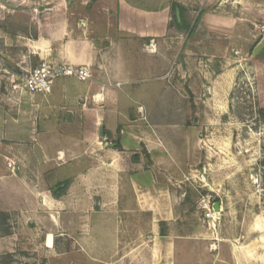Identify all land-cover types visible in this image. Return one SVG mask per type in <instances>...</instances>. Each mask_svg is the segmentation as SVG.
<instances>
[{
  "label": "crops",
  "instance_id": "0c3cea01",
  "mask_svg": "<svg viewBox=\"0 0 264 264\" xmlns=\"http://www.w3.org/2000/svg\"><path fill=\"white\" fill-rule=\"evenodd\" d=\"M173 1L200 18L188 40L181 34L169 43ZM263 20L264 0H0L2 208L30 222L43 208L59 209L65 221L81 224V247L65 258L105 264L113 255L110 264H131L137 248L134 240L120 248L122 232H136L138 218L146 225L175 216L170 186L155 184L146 168L147 154L152 159L164 144L165 123L152 117L168 111L173 77L227 70L233 52L249 54ZM42 60L86 66L90 78L61 76L50 93L13 92L10 74ZM66 182V192L54 196ZM109 234L118 239L114 248L106 247Z\"/></svg>",
  "mask_w": 264,
  "mask_h": 264
},
{
  "label": "rangeland",
  "instance_id": "374dc122",
  "mask_svg": "<svg viewBox=\"0 0 264 264\" xmlns=\"http://www.w3.org/2000/svg\"><path fill=\"white\" fill-rule=\"evenodd\" d=\"M263 23L255 26L257 38L249 54L233 52L227 70L214 68L209 76L186 69L184 79L179 71L174 76L179 78L173 77L179 93L172 94L170 85L168 111L152 117L165 123L164 144L152 159L147 154L146 168L155 184L170 186L175 216L146 225L137 217L136 232H122L127 237L120 248L132 247V240L137 248L131 264H264V121L257 112V102L264 105V62L253 59L264 41ZM171 29L169 43L181 34L190 37ZM139 110L145 119L144 108ZM140 153L147 151L143 147ZM16 168L10 171L16 173ZM118 180L128 183L124 175ZM207 198L220 208L212 226L201 208ZM39 217L30 222L29 215L6 211L0 204V264L82 263L80 255H63L81 247V224L65 221L59 209L43 208ZM115 235L106 237V247H115ZM112 256L105 257V264L112 263Z\"/></svg>",
  "mask_w": 264,
  "mask_h": 264
},
{
  "label": "built area",
  "instance_id": "2783aa9c",
  "mask_svg": "<svg viewBox=\"0 0 264 264\" xmlns=\"http://www.w3.org/2000/svg\"><path fill=\"white\" fill-rule=\"evenodd\" d=\"M261 31H264V23L261 25ZM61 76L75 77L79 80L85 81L90 78V71L86 66L57 67L47 60H42L38 66L26 73H22L21 75L14 73L10 74L9 82L12 91L15 93L24 90L29 93H50L53 89L55 80ZM7 165L12 172L17 170L15 161L8 160ZM201 208L203 210L205 221L210 226L215 225L220 218V208H216L210 198L202 201Z\"/></svg>",
  "mask_w": 264,
  "mask_h": 264
},
{
  "label": "trees",
  "instance_id": "16d2710c",
  "mask_svg": "<svg viewBox=\"0 0 264 264\" xmlns=\"http://www.w3.org/2000/svg\"><path fill=\"white\" fill-rule=\"evenodd\" d=\"M172 10V17H171V23L170 28L175 27L179 32L186 33V35L191 36V34L196 30L197 24L199 22V16L193 18L190 14L189 10L183 6L181 3L177 1H173L171 5ZM177 11H179V16L177 14ZM253 54V53H252ZM253 59L264 62V50L253 57ZM257 112L260 115V118L264 121V105L262 102H257ZM118 148L122 149L120 145H118ZM139 157L135 156L134 161L138 162ZM69 185V182L64 183V187L57 193L54 194L56 197L62 196L66 192V189ZM61 186V185H60Z\"/></svg>",
  "mask_w": 264,
  "mask_h": 264
},
{
  "label": "water",
  "instance_id": "95a60500",
  "mask_svg": "<svg viewBox=\"0 0 264 264\" xmlns=\"http://www.w3.org/2000/svg\"><path fill=\"white\" fill-rule=\"evenodd\" d=\"M177 14L179 16V12ZM263 49H264V41L255 49L253 56H256L257 54L262 52ZM215 207L218 208V204H216Z\"/></svg>",
  "mask_w": 264,
  "mask_h": 264
}]
</instances>
